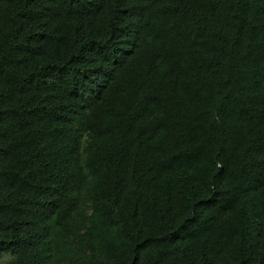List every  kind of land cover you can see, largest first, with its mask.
Wrapping results in <instances>:
<instances>
[{"label":"trees","instance_id":"trees-1","mask_svg":"<svg viewBox=\"0 0 264 264\" xmlns=\"http://www.w3.org/2000/svg\"><path fill=\"white\" fill-rule=\"evenodd\" d=\"M0 264H264V0H0Z\"/></svg>","mask_w":264,"mask_h":264}]
</instances>
